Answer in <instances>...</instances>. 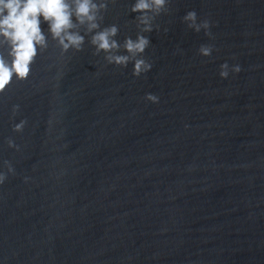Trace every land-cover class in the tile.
<instances>
[{
	"label": "water",
	"instance_id": "water-1",
	"mask_svg": "<svg viewBox=\"0 0 264 264\" xmlns=\"http://www.w3.org/2000/svg\"><path fill=\"white\" fill-rule=\"evenodd\" d=\"M129 2L104 13L118 40L135 35ZM155 22L139 77L50 41L0 93L4 264H264V0H171ZM224 61L241 71L221 79Z\"/></svg>",
	"mask_w": 264,
	"mask_h": 264
},
{
	"label": "clouds",
	"instance_id": "clouds-1",
	"mask_svg": "<svg viewBox=\"0 0 264 264\" xmlns=\"http://www.w3.org/2000/svg\"><path fill=\"white\" fill-rule=\"evenodd\" d=\"M115 0H0V93L13 81L26 80L31 65L37 55L49 48L54 42L63 56L69 50L79 52L85 41L92 48V54H103V60L113 66L127 68L133 77H139L152 68V63L145 57L149 47L148 33L161 26L156 23L157 17L169 11L171 0H130L127 11L134 13L135 35H125L117 39L120 31L116 23L104 24V13L109 4ZM187 29L193 32L203 31L212 38L210 21L198 17L195 9H188L180 17ZM46 25L42 29L41 25ZM168 31L167 27L163 28ZM214 46L201 43L196 51L202 57L212 55ZM238 63L229 65L227 61L219 64L218 75L226 79L229 73H239ZM151 103H158L159 97L151 92L144 95ZM20 111L19 104H12L10 117ZM26 120L20 118L11 124L13 132H22ZM187 127V125H185ZM8 148L19 150V145L12 138H7ZM14 168L8 160L0 164V184H3ZM25 181L29 178L24 177ZM0 264H4L0 260Z\"/></svg>",
	"mask_w": 264,
	"mask_h": 264
}]
</instances>
